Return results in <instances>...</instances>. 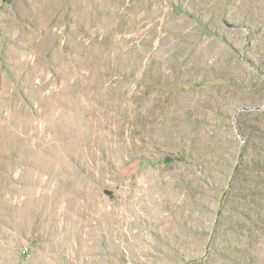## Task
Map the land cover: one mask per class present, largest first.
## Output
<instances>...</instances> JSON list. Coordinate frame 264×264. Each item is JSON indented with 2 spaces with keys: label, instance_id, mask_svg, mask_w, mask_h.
<instances>
[{
  "label": "rangeland",
  "instance_id": "1",
  "mask_svg": "<svg viewBox=\"0 0 264 264\" xmlns=\"http://www.w3.org/2000/svg\"><path fill=\"white\" fill-rule=\"evenodd\" d=\"M7 240L20 264H264V0H0Z\"/></svg>",
  "mask_w": 264,
  "mask_h": 264
},
{
  "label": "crops",
  "instance_id": "2",
  "mask_svg": "<svg viewBox=\"0 0 264 264\" xmlns=\"http://www.w3.org/2000/svg\"><path fill=\"white\" fill-rule=\"evenodd\" d=\"M17 247V251L14 252V248ZM0 249L2 250V258L0 264H20L22 254L20 252V245L14 241H5L0 243Z\"/></svg>",
  "mask_w": 264,
  "mask_h": 264
}]
</instances>
